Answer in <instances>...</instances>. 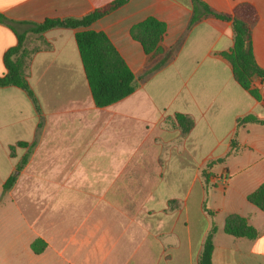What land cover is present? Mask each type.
I'll use <instances>...</instances> for the list:
<instances>
[{
    "label": "crops",
    "instance_id": "crops-1",
    "mask_svg": "<svg viewBox=\"0 0 264 264\" xmlns=\"http://www.w3.org/2000/svg\"><path fill=\"white\" fill-rule=\"evenodd\" d=\"M112 1L0 0V13L24 32L26 22L81 18ZM201 1L226 15L239 3L257 9L251 45L264 69V0ZM194 16L192 0H128L89 28L27 34L25 74L40 110L25 90L0 87V195L28 153L0 200V264H199L213 226V264H264V212L248 201L264 183V127L237 124L264 120V82L255 76L247 90L235 80L232 20ZM150 18L165 32L147 53L132 29ZM86 29L105 33L135 76L134 92L105 107L94 102L76 41ZM17 44L0 23V75ZM177 114L194 120L187 135ZM182 177L189 183L178 196ZM232 214L257 237L227 234Z\"/></svg>",
    "mask_w": 264,
    "mask_h": 264
},
{
    "label": "trees",
    "instance_id": "trees-1",
    "mask_svg": "<svg viewBox=\"0 0 264 264\" xmlns=\"http://www.w3.org/2000/svg\"><path fill=\"white\" fill-rule=\"evenodd\" d=\"M128 0H114L102 7L95 9L81 18H46L41 22H26L29 27L24 32L16 31L13 22L0 13V23L7 24L16 33L18 44L10 48L4 55L6 72L0 75V87L15 86L25 90L33 100L37 110H40L38 99L26 78L28 60L33 51L25 48L24 43L28 33L39 34L54 28H89L100 18L112 13L123 6ZM194 4V21L202 15H213L220 19L232 20L235 31L234 48L226 57L232 65L233 76L242 88L251 90L252 80L255 76L264 82V69L261 68L255 59L252 49V28L259 20V12L250 3H239L233 10V15L221 14L213 10L201 0H192ZM165 32V24L150 18L147 21L135 26L132 34L139 39L147 53L157 49L158 43L162 40ZM77 45L85 68L86 76L91 88L93 99L98 107L111 105L132 94L135 90V76L123 57L115 48L108 36L103 32L83 30L76 35ZM257 95L256 91H252ZM248 123H259L264 127V120L254 115H248L237 121L238 126ZM176 125L181 129L182 135H187L194 127V120L187 115L177 114ZM26 143H19V146H26ZM238 149L236 137L232 140L231 152ZM12 152L14 148H11ZM27 158L17 164L15 173L11 175L3 185L2 195L10 190L23 169ZM211 166V165H210ZM204 182L210 186V175L203 173ZM248 201L264 212V183L248 195ZM216 227L213 226L208 233L203 251L199 257V264H213L214 236ZM225 232L234 237H245L254 239L257 237V230L247 220L237 214L229 215L225 221ZM33 250L41 253L45 245L42 241L33 243Z\"/></svg>",
    "mask_w": 264,
    "mask_h": 264
},
{
    "label": "rangeland",
    "instance_id": "rangeland-1",
    "mask_svg": "<svg viewBox=\"0 0 264 264\" xmlns=\"http://www.w3.org/2000/svg\"><path fill=\"white\" fill-rule=\"evenodd\" d=\"M252 82H253V81H252ZM251 85H252V84H251ZM223 131H224V130H222V132H223ZM220 137H221V135H220ZM213 145H215V142L213 143ZM222 149H223V145H220V147H219L217 153L220 152ZM11 153L14 155V151H13V152L11 151ZM20 154H21V153H20ZM24 157H26L27 160H26V163L24 164L23 168L25 167L26 164L28 165V153H27V155L25 154V155L21 158V160L18 162V164L23 160ZM16 166H17V165H16ZM202 177H203V179H204L203 174H202ZM188 183H189V177H182V178L180 179V182H179V184H180L181 187L178 188V190L176 191L175 195L181 196L182 193H185V188H184V186L187 185ZM54 194H55V193H54Z\"/></svg>",
    "mask_w": 264,
    "mask_h": 264
},
{
    "label": "built area",
    "instance_id": "built-area-1",
    "mask_svg": "<svg viewBox=\"0 0 264 264\" xmlns=\"http://www.w3.org/2000/svg\"><path fill=\"white\" fill-rule=\"evenodd\" d=\"M220 179H221L223 185H226V184H227L228 176H226V175H222V176L220 177Z\"/></svg>",
    "mask_w": 264,
    "mask_h": 264
}]
</instances>
